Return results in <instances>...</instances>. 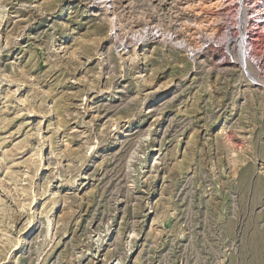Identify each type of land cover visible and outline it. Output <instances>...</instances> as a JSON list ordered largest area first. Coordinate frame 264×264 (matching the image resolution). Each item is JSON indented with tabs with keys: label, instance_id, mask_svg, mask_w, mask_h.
Wrapping results in <instances>:
<instances>
[{
	"label": "rangeland",
	"instance_id": "1",
	"mask_svg": "<svg viewBox=\"0 0 264 264\" xmlns=\"http://www.w3.org/2000/svg\"><path fill=\"white\" fill-rule=\"evenodd\" d=\"M92 1L0 0V264H264L248 0Z\"/></svg>",
	"mask_w": 264,
	"mask_h": 264
},
{
	"label": "bare ground",
	"instance_id": "2",
	"mask_svg": "<svg viewBox=\"0 0 264 264\" xmlns=\"http://www.w3.org/2000/svg\"><path fill=\"white\" fill-rule=\"evenodd\" d=\"M223 2V0H217V2H216V4L218 5V4H220V3H222ZM241 3V2H240ZM92 4L93 5H99V4H107L106 2H105V0H93L92 1ZM244 4V3H243ZM242 7V6H241ZM242 9H243V11H244V13H246V14H244L245 16H243V17H245L244 19L247 21V23L249 24V30H248V35H246V33H245V35L243 36V40L241 41L242 43H240V47H241V49H242V55H246L245 57H247V55H249V53H250V56H252V58H256V56H255V54H254V41H255V39L257 38V36H258V32L260 31V29L261 28H263V30H264V0H248L247 1V5L245 6H243L242 7ZM241 9V10H242ZM243 13V12H242ZM241 16V15H240ZM246 16L248 17V18H246ZM250 19V20H249ZM245 22V21H244ZM109 25H110V27H111V30H113V29H115V27H116V24H115V18L114 17H112L110 20H109ZM199 25V24H198ZM155 27H157V25L156 26H154V28ZM199 27V26H198ZM164 29V28H163ZM245 29V30H246ZM199 30H201V28H199ZM198 30V31H199ZM203 30V29H202ZM201 30V31H202ZM262 31V30H261ZM157 32H159L158 30H157ZM205 32V31H204ZM169 33V32H168ZM206 33V32H205ZM214 29L212 28L211 29V31H210V33H206V36L207 37H212L213 35H214ZM161 35L163 36V38H165L166 37V34H165V31L163 30L162 32H161ZM168 35V34H167ZM243 35V34H242ZM198 41H195L194 42V46H187V48H185V50L187 49V54H188V56H191V55H193V57H196V55L195 54H193V52L195 51V48L196 47H198L199 45H198ZM204 44V43H203ZM137 45V44H136ZM121 46V45H120ZM123 46V45H122ZM68 47V46H67ZM124 48H126L125 46H124ZM123 48V49H124ZM189 48V49H188ZM133 50V49H132ZM126 51V50H125ZM124 51V52H125ZM256 51V50H255ZM70 52V51H69ZM241 52V51H240ZM71 53V52H70ZM71 54H73V52L71 53ZM126 54V53H125ZM130 57V60H132V61H134L135 59H136V56H138L139 57V52L138 51H134L133 53H132V55H129ZM238 56V55H237ZM236 56V57H237ZM244 57V56H243ZM247 59H249V57H247ZM244 60V59H243ZM247 61V60H246ZM247 62H249L250 63V60L249 61H247ZM242 63H244V62H242ZM241 63V64H242ZM252 63V62H251ZM250 63V64H251ZM245 65V64H244ZM253 65V64H252ZM246 70V69H245ZM256 75V74H255ZM251 76V75H250ZM255 81V80H254ZM151 92V91H150ZM152 93V92H151ZM155 101V100H154ZM152 102V100H150L149 102H147V106H148V108H150V106H152V105H149L150 103ZM147 109V108H146ZM60 121H62V120H60ZM112 127H113V125H111ZM115 126V129L114 130H116V128H117V126H116V124L114 125ZM110 128V127H109ZM122 132V131H121ZM120 132V133H121ZM140 137V136H139ZM259 181H257V185H256V188H258L259 187ZM49 220V219H48ZM51 221V220H50ZM50 223V222H49ZM51 224V223H50ZM31 227H33V226H31ZM24 240V239H23ZM16 245V244H15ZM16 247V246H15Z\"/></svg>",
	"mask_w": 264,
	"mask_h": 264
}]
</instances>
